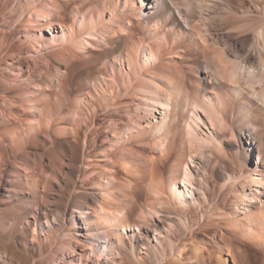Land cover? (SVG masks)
Instances as JSON below:
<instances>
[{"label":"bare ground","instance_id":"1","mask_svg":"<svg viewBox=\"0 0 264 264\" xmlns=\"http://www.w3.org/2000/svg\"><path fill=\"white\" fill-rule=\"evenodd\" d=\"M0 241L33 264L264 251V0H0Z\"/></svg>","mask_w":264,"mask_h":264},{"label":"rangeland","instance_id":"2","mask_svg":"<svg viewBox=\"0 0 264 264\" xmlns=\"http://www.w3.org/2000/svg\"><path fill=\"white\" fill-rule=\"evenodd\" d=\"M206 239V238H205ZM10 247H13L10 250ZM211 248V246H210ZM247 248V258L245 264H264V251L249 245ZM6 250L14 254L15 259L22 264H33L35 260H38V256L31 251H24L19 245L12 241L2 242L0 241V251ZM216 257V256H215ZM37 258V259H36ZM211 264H220L219 261L214 258ZM230 264H235L230 257Z\"/></svg>","mask_w":264,"mask_h":264}]
</instances>
